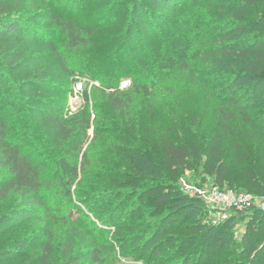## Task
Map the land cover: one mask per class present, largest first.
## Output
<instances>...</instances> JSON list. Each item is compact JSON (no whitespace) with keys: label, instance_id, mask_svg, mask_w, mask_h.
<instances>
[{"label":"rangeland","instance_id":"rangeland-1","mask_svg":"<svg viewBox=\"0 0 264 264\" xmlns=\"http://www.w3.org/2000/svg\"><path fill=\"white\" fill-rule=\"evenodd\" d=\"M141 1L144 7L149 8L150 3L147 0L138 1L142 6ZM194 1L181 0L180 7L186 4L187 7L184 9L186 11L193 7ZM197 1L201 4L191 12L186 11L189 15L202 12L210 17L219 16L223 20L236 19L240 16L238 21L243 17L249 20L248 22L264 17V3L260 1L254 7L241 9L236 16L214 9L220 6L228 7L233 0ZM80 3V7L75 10V16H78L84 24L95 27L96 35L101 36L105 31L107 35L112 36L123 32L116 28L117 23L124 10L127 11L128 16L130 15L133 0H79L77 5ZM6 4L7 9L2 19L22 26L19 38L24 36L23 32L30 33V36L38 34V37H29L23 42L18 40L17 50L23 53V61L19 66L12 67L9 64L7 52L13 48L0 47V114L9 121L13 139L23 142L31 156L50 161L53 160L52 149L55 148L52 145V130L42 121L40 115L46 114L51 106L63 107L66 111L70 109L71 113H77L87 105L93 108L100 102L106 101L103 93L97 89L103 88V84L85 75H70L60 69V64L54 56V48L65 54L71 62L76 56L65 49L66 37L63 30L49 18L53 7L44 5L41 0H7ZM170 17L163 18L170 19ZM209 20L212 27L214 19ZM167 30V27L159 26V32L162 34ZM139 34L140 40L137 44L128 43L121 51L114 64V71L125 73L132 67L138 69L137 65L140 64L145 51L152 53L154 58L157 56L153 51V42L158 37L142 32ZM244 36L245 33L235 38H244ZM175 56L177 55L173 53L170 59ZM208 59L207 57V59L203 58L202 62L201 60L193 62L196 66L195 71L205 75L198 77V73L195 75L192 72L171 74L160 83L159 93L157 92L155 97L147 99L143 96L136 97L127 127H124L123 123L118 124L122 129L120 134L114 135L110 132L112 134L110 139L100 137L91 146L89 142L86 148L91 150L92 163L87 166L86 171L79 170L76 183L71 189H67L70 190L67 192L68 195L63 196L55 189L42 192L44 204L52 212L33 204L27 194L12 193L8 199L1 201L0 264H42L43 246L47 242L51 243V257L48 264H66L72 257L80 259L76 264H93L90 258L92 248H98L102 253L103 264L141 262L156 264V261L150 257L151 249L144 252L143 243L135 244L130 232L125 231L123 236L117 233L121 223L131 225L141 218L150 217L147 210H151L152 207H146V204L151 202L150 197L142 199L139 197L141 195L129 197L121 193H116L114 197L113 190L116 188L114 182L116 176L119 183L121 179L123 180V174L130 172L131 165H134L140 156L142 157L140 162L161 164L162 151L159 148V140L161 134L167 130H170L173 136L175 131L178 132L183 128L185 139L198 144L199 153L191 157L187 168L179 171L172 183L183 194L199 200L201 205L208 208V213L202 211L198 215L203 221L201 223L210 222L212 225H219L232 216L240 215H236V210L233 209L213 208L207 205L194 193L184 190L185 182H191L198 188L234 187L250 192L256 200L264 199V133L259 134L241 116H237L229 123V131L232 132L230 135L225 131L220 99L227 92V84L223 83V77L216 75L217 71L222 75L225 74L223 76H228L231 74V65L236 72L247 74L248 69L252 70V64L248 60H227L221 57L216 61L220 65L218 63L213 65ZM29 61L30 72L33 73L32 80L27 81L23 72H28L29 69L25 65ZM212 61L215 62L214 59ZM171 65H174V61ZM76 66L78 68V64ZM38 70H42L40 75L43 80L39 85L36 82L40 75H35ZM126 79L132 81V78ZM41 84H43L42 90ZM215 91L221 93L220 97L214 94ZM164 94L170 98L166 99ZM259 96H264V86L261 87ZM245 99L246 95L243 96V100ZM167 107L171 110L167 115L174 118L170 129L165 125L168 118L162 117ZM152 116L155 120L150 119ZM97 126L99 129L106 127L100 123L94 127ZM91 134H94V130H91ZM176 137L183 138L180 134ZM132 155L135 156L134 159ZM54 165L55 167L49 169L65 168L60 161L49 162L48 167ZM6 176V171H0V183L6 179ZM80 180L82 182L79 184ZM106 185L109 187L106 188ZM58 205L62 206L60 211L56 209ZM117 212L119 215L116 216ZM252 213L247 211L243 220L238 219L233 230L234 239L239 242H242V237L250 232V226H254V230L258 228L261 215ZM261 225L264 229V221ZM176 234L178 231L175 232ZM263 237L264 232L256 233V245ZM170 253L171 249L167 246L161 258L171 259ZM177 258L172 257L169 264H173Z\"/></svg>","mask_w":264,"mask_h":264},{"label":"trees","instance_id":"trees-1","mask_svg":"<svg viewBox=\"0 0 264 264\" xmlns=\"http://www.w3.org/2000/svg\"><path fill=\"white\" fill-rule=\"evenodd\" d=\"M41 1L44 5L54 8L49 18L63 30L66 37L65 49L76 56L71 62L65 54L54 48V56L60 64V69L70 75H85L93 81H100L103 88L97 89L103 93L106 101L93 108L87 105L77 113H71L70 109L66 111L63 107L51 106L46 114L40 115L42 121L51 128L52 145L57 149L56 151L55 148L52 149L53 160L50 161L31 156L23 142L13 139L9 121L0 114V171L7 172L6 179L0 183V202L8 199L12 193L27 194L33 204L51 211L44 204L42 192L55 189L63 196L68 195L67 192L70 190L67 189H71L76 183L79 170L86 171L87 166L92 163L91 150L86 148L87 144L90 142L91 146L100 137L110 139L112 137L110 132L114 135L120 134L122 129L118 124L123 123V126L127 127L136 97L143 96L145 99L155 97L158 87H161L160 83L171 74L192 72L195 75L198 73V77L205 75L195 71L196 66L193 65L196 60L202 62L203 58L208 57L209 63L213 65L219 64L216 61L221 57L227 60H248L252 64V70L248 69L247 74L236 72L232 65L231 74L228 76L216 71V75L223 77V83L227 84V92L220 99L221 116L224 119L225 131L229 135L232 133L229 131V123L237 116L246 119L259 134L264 133V96H259L260 89L264 86V17L250 22L243 17L238 21L240 16L236 19L223 20L219 16L210 17L202 12L189 15L186 11L191 12L201 4L197 0L194 1V5L192 4L193 7L186 11H184L186 4L180 7L181 0H147L150 3L149 8L144 7L142 1L141 6L138 4L139 0H133L130 15L128 16L124 10L117 23L116 28L123 32L110 36L103 31V35L98 36L95 27L84 24L75 16V10L82 3L77 5L79 0ZM258 1L264 3V0H233L228 7L220 6L214 9L236 16L241 9L256 6ZM6 3L7 0H0V47L13 48L7 53L9 64L15 67L23 61V53L17 50L18 40L27 41L29 37H38V34L30 36V33L23 32L24 36L19 38L22 26L2 19L7 9ZM164 16L171 17L164 19ZM209 19H214L212 27ZM160 25L167 27V32L163 34L159 32ZM140 32L158 37L153 42V51L157 56L154 58L152 53L145 51L140 64L137 65L138 69L132 67L125 73L114 71V64L121 51L128 43L137 44ZM243 33L244 38H235L242 36ZM173 53L177 56L171 60ZM172 61L174 65H171ZM25 67L29 69L28 72H23L27 77L25 80H32L30 61ZM227 70L229 71L228 68ZM41 71L38 70L35 75H40ZM212 74L214 75V72ZM126 78H132V85L126 90H120V84ZM41 79L40 75L37 85L43 82ZM214 94L219 97L221 95L218 91ZM245 95L246 99L243 100ZM164 97L170 98L167 94H164ZM167 103L166 101L165 104ZM170 111L167 107L162 115L163 118H168L165 125L169 129L174 119L167 115L171 113ZM150 119L155 120V117L152 116ZM99 123L106 127L95 128L94 126ZM91 130H94V134H91ZM183 130L181 128L178 132L175 131L173 136L170 130L161 134L159 140V148L162 151L161 164L140 162L142 159L140 156L137 162L132 160L136 163L131 165L129 173L123 174V180L117 183L118 177L116 176V181L113 178L116 184L113 190L114 197L116 193L127 194L129 197L141 195L139 197L142 199L150 197L151 202L146 204V207H152L151 210H147L149 218H141L131 225L121 223L118 235L123 236L125 231L130 232L135 244L143 243L144 252L151 249L150 257L156 264H169L172 257L174 259L179 257L173 264H264V237L256 245V233L264 232L261 228L264 210L255 207L236 210L239 217L232 216L219 225H212L207 220L206 223L209 225L201 223L203 221L198 215L202 211L208 213V208L201 205L199 200L183 194L172 183L177 173L187 168L191 157L199 153L198 144L186 140ZM178 134L183 138H177ZM134 158L135 156L132 157ZM59 161L65 166L63 170L58 167L49 169L55 167V165L48 167L49 162ZM105 178L111 179L107 176ZM219 181L222 186V180ZM81 182L82 180L79 184ZM223 188L250 193L229 186ZM56 209L60 211L62 206L58 205ZM247 211L253 212V215H261V218L258 220V228L254 230V226H250V232L242 237V242H239L234 239L233 230L238 219L243 220ZM118 212L116 216L119 215ZM176 231L178 234L175 235ZM167 246L171 249V259L164 260L161 258L162 252ZM50 257L51 243L47 242L43 246L42 264H48ZM90 258L93 264L104 263L98 248H92ZM79 260L72 257L66 264H76Z\"/></svg>","mask_w":264,"mask_h":264},{"label":"built area","instance_id":"built-area-1","mask_svg":"<svg viewBox=\"0 0 264 264\" xmlns=\"http://www.w3.org/2000/svg\"><path fill=\"white\" fill-rule=\"evenodd\" d=\"M131 85V80H123L120 84V89L125 90ZM78 88L81 89V86L78 85ZM184 190L189 193H194L213 208L224 207L229 210H245L257 205V208L264 210V199L256 200V197L251 193L240 192L220 186L198 188L196 185L191 184V182L184 183ZM139 264L144 263L141 262Z\"/></svg>","mask_w":264,"mask_h":264}]
</instances>
